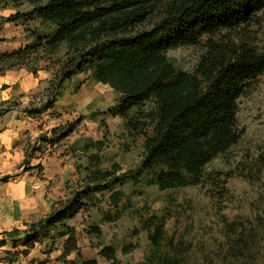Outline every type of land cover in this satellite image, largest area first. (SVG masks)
<instances>
[{
    "label": "trees",
    "instance_id": "16d2710c",
    "mask_svg": "<svg viewBox=\"0 0 264 264\" xmlns=\"http://www.w3.org/2000/svg\"><path fill=\"white\" fill-rule=\"evenodd\" d=\"M32 8L27 15L51 31L31 30L32 39L22 46L0 52V75L8 70L26 68L34 75L39 69H52L46 102L28 115L38 117L51 107L63 83L78 73H90L94 80L108 84L117 96L110 106L113 114L127 119L128 111L148 100L154 110L143 111L134 124L140 133L152 122L153 130L143 140L141 164L137 175L147 174L145 183L160 189L197 184L204 176V166L241 137L237 124V99L245 93L249 81L264 70V52L250 42H211L195 70H178L166 51L179 45L195 44L204 34L221 28H235L253 20L264 0H27ZM162 3L161 7L158 4ZM25 16L15 11L7 21ZM55 55L54 59L50 56ZM48 59V63L42 61ZM128 121V120H127ZM72 125L52 127L51 136H42L50 144L65 138ZM28 163L24 152L22 164ZM40 167L28 165L26 169ZM110 169H95L83 178L84 186L57 201L36 221L24 229L13 228L3 234L12 237L23 233V244L32 247L40 234L50 242L64 237L58 256L64 264H78L67 256L79 255L76 231L65 221L78 211L94 205V193L109 186ZM129 175L123 172L120 177ZM118 181L116 178L113 182ZM123 191L110 190V203L117 207ZM106 210L103 220L119 218ZM264 226V221H262ZM150 249L139 264H191L171 238L162 243L161 219L155 213L143 222ZM255 228L237 232L218 247L220 264H256L258 260ZM138 231L134 228V233ZM98 236V225L89 227ZM264 237V227H263ZM4 238L0 243H4ZM98 254L118 264L116 247L106 244ZM81 264H96L83 259Z\"/></svg>",
    "mask_w": 264,
    "mask_h": 264
},
{
    "label": "rangeland",
    "instance_id": "374dc122",
    "mask_svg": "<svg viewBox=\"0 0 264 264\" xmlns=\"http://www.w3.org/2000/svg\"><path fill=\"white\" fill-rule=\"evenodd\" d=\"M31 8L27 0H0V51L30 41L33 28L51 31L50 26L26 14ZM15 11L25 16L5 20ZM226 40H245L264 52V6L248 24L204 34L195 44L168 49L166 56L176 69L193 72L211 42ZM50 58L54 59L55 55ZM42 62L48 63V59ZM51 72L52 69L43 68L34 75L23 67L6 71L4 74L9 75L14 92L9 99L0 101V109L17 108L34 119L40 131L22 146L28 157H44L53 149L61 156L68 155L73 174L66 182V196L81 189L83 178L93 170H112L114 165L118 166L111 174L109 186L94 193V205L84 199L86 207L74 216L73 221L88 233L85 242L98 250L113 244L118 264H139L151 247L142 224L155 213L161 219V242L171 238L191 257V264H220L218 247L226 240L227 223L228 237L235 235L230 231L233 227L237 232L242 228L251 232L255 228L256 264H264V70L249 81L247 90L237 99V124L242 130L239 140L204 166L201 182L167 189L145 183V173L135 174L141 164L143 140L152 132L154 123L150 122L140 133L127 123L130 119L135 124L140 113L154 110V102L148 100L133 107L124 119L110 109L117 93L108 84L94 80L90 73H78L63 83L51 107L38 117H31L28 114L50 96L47 97L46 89ZM30 81L35 82L31 87ZM63 124L73 128L65 138L55 144L42 138L51 136L52 127ZM28 165L29 162L24 163V167ZM126 171L129 175L120 177ZM116 178L118 181L113 182ZM114 188L123 191L117 207L109 200L110 190ZM106 210L112 214L121 210V215L116 220L105 221L102 216ZM92 225L101 228L100 236L89 232ZM134 228L138 229L136 233ZM49 234H40L38 239L40 249L46 254L54 245ZM78 256V264L83 259H94L83 257L80 251Z\"/></svg>",
    "mask_w": 264,
    "mask_h": 264
},
{
    "label": "crops",
    "instance_id": "0c3cea01",
    "mask_svg": "<svg viewBox=\"0 0 264 264\" xmlns=\"http://www.w3.org/2000/svg\"><path fill=\"white\" fill-rule=\"evenodd\" d=\"M34 84V81H30L29 87ZM13 92L9 75H0V101L9 99ZM39 131L34 119L25 115L24 111L17 108L0 109V240L5 231L24 229L26 223L44 216L57 201L67 195L66 182L73 174L68 155L61 156L53 149L44 157H28L30 165L40 164V167L26 169L22 164L23 144L34 139ZM74 216L65 222L75 227L80 254L94 258L96 264H108V260L97 253L96 247L85 242L84 237L88 233L81 224L73 221ZM16 236H4L5 242L0 243V264H63L58 256L64 237L53 241V248L46 254L40 249L39 241L26 248L23 233ZM67 257L80 263L76 250Z\"/></svg>",
    "mask_w": 264,
    "mask_h": 264
},
{
    "label": "built area",
    "instance_id": "2783aa9c",
    "mask_svg": "<svg viewBox=\"0 0 264 264\" xmlns=\"http://www.w3.org/2000/svg\"><path fill=\"white\" fill-rule=\"evenodd\" d=\"M1 168V167H0Z\"/></svg>",
    "mask_w": 264,
    "mask_h": 264
}]
</instances>
